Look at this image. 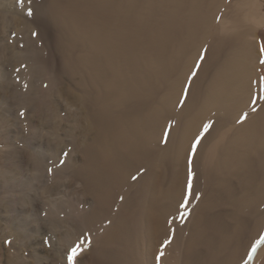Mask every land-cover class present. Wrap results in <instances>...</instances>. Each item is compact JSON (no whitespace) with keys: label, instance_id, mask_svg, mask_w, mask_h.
Here are the masks:
<instances>
[{"label":"bare ground","instance_id":"obj_1","mask_svg":"<svg viewBox=\"0 0 264 264\" xmlns=\"http://www.w3.org/2000/svg\"><path fill=\"white\" fill-rule=\"evenodd\" d=\"M224 3L0 0V239L12 251L7 264H28L25 252L43 264L29 248L42 194L50 199L52 238L68 250L92 243L95 264H264V245L257 247L264 240V0H240L230 37L218 38L215 17ZM64 77L77 81L90 132L72 172L57 148L51 162L32 152L38 130L23 115L38 110L57 128L54 88ZM12 113L19 144L9 132ZM228 124L230 135L222 131ZM198 136L189 215L181 219ZM26 154L33 179L25 175ZM67 169L94 198L90 208L56 201L54 185L35 189L47 171L60 179ZM66 227L72 230L61 232ZM59 257L68 264L67 253Z\"/></svg>","mask_w":264,"mask_h":264},{"label":"rangeland","instance_id":"obj_2","mask_svg":"<svg viewBox=\"0 0 264 264\" xmlns=\"http://www.w3.org/2000/svg\"><path fill=\"white\" fill-rule=\"evenodd\" d=\"M223 3H224V4H222L223 6L221 5V7L219 8V11L215 17V27L217 30L216 35H218L217 36L218 38H220V36H221V38H223V37L229 38L230 37V30H229L230 29V16L232 15L231 13H233L232 11L235 10L236 7H239L240 0H223ZM223 29L226 30V32ZM254 41L257 43L258 39L255 38ZM74 80L75 79H72L70 77H66V78L64 77V79L54 88V92L56 91L55 92L56 96L54 97L53 100H55V102L58 104V108H59L58 109V112H59L58 118L59 119H57V122H58L57 128L53 129L51 126H49L48 123L46 122V120L42 117V115L40 114V112L38 110L27 111V112H24V114H23V115L29 114L30 118L33 119V125L38 130V132L33 137V144H34L33 148L34 149L32 150V152L34 153V151L35 152H42L43 151L42 153L45 154V156L47 154L46 159H48V161L51 162L52 160H51L50 149L51 148H54V149L57 148L58 150L57 149L56 150L59 152L60 162L65 159V154H67L66 159H68L69 162L70 161L71 162H70V164H68V166H65V167H69V168L71 167V170H70L71 172H72V170L76 169L77 167H79L82 164L83 154H82L81 150H83V148L81 146L86 145V143L89 141V136L88 137L86 136L87 133L90 135V132L88 131L89 127H88V121L86 119V112H85L84 108L81 106L80 101H79V97H81V94L78 91V89H76L77 88V81L76 80L74 81ZM13 115L14 114L12 113L11 116L9 117V132L11 133V138L13 139L12 143L19 144L18 138L20 135L21 128H20V124L16 123L15 119L13 118L15 115L14 116ZM20 115H22V114H20ZM20 118H21V116H20ZM250 118H251L250 116L244 118L243 121L241 123H238L236 126L246 122ZM227 127L230 128V125L229 124L225 125V128L223 127L222 131L224 130L225 133H226V131L228 132L229 128L226 129ZM92 133H91V135H92ZM229 135H230V129H229ZM85 136L88 139H86ZM82 138H84V139L82 140ZM73 139L74 140L77 139L76 140L77 142L74 141ZM81 140L84 141L85 144L81 143L82 142ZM216 140H217V138L214 139L213 141H211V143L216 142ZM63 143H64V145H66L65 147H64ZM73 146L74 147L78 146V147L74 148ZM74 150H75V152H74ZM78 150H80V151H78ZM49 156H50V158H48ZM29 159L30 158L27 157V154H26L24 157L25 175L30 177V178L32 177V179H33V176L36 177L35 176L36 172H33L34 169H33V166L31 165L32 162ZM68 169L66 170V172L69 174V176L67 173H65L64 175H62L60 177V179H58L55 176L56 175L55 171H54V174H53L52 170L47 171V175L44 174L43 176H40L39 180H37V183H35V187H36L35 189H39L41 187L40 190H42V189H45V187L47 188L49 186L54 185V190H56V191H55V196H53V197H54V199H56V201H59L60 199H62L61 201H68V200L69 201L73 200L74 202L78 201V202H81L83 204L85 203L84 205L87 208H90L94 202V198L91 196H87V195H85V193H83L84 192L83 185H81V183L79 181L74 180V178L71 176V173L69 172ZM50 172H52V173H50ZM54 178H56L59 181L56 182ZM37 186H38V188H37ZM82 190H83V192H82ZM81 193H82V195H81ZM31 194L36 195V192L32 191ZM83 194L85 195V197H81V196H83ZM42 195H41L42 199L40 198V196H38L39 199L37 198L38 202L34 208L36 216L38 215L37 218H38V221L40 224L39 229H38L39 231L36 233L35 237L31 241L29 248H33V249L36 248L37 249V252L43 258V264H58V263L60 264L61 260H60L59 255L63 252L65 253V255H66V253L69 255L72 248H70L68 250L66 247H64L62 242L52 238L51 234H53V232H51V230L48 228L47 217L45 214V209H46V206L49 204L50 199H47V197L45 195H43L44 197ZM45 197H46V199H44ZM79 197H81L83 199H81ZM64 198L65 199L68 198V200L67 199L65 200ZM74 198L75 199L78 198V200H75ZM54 199L51 198L52 201H54ZM48 200H49V202H48ZM1 214L4 215L1 208H0V227H3V229H4V228H6V225L4 224L5 222L2 221V218H1L2 215ZM63 229L61 230V232H63V231L67 232L69 230L70 231L72 230L70 227H68V228L66 227L64 230ZM79 243L77 242V245ZM9 246L10 245H9L8 241H6L3 238L0 239V264H7L9 261V257H12V253H11L12 251L9 250V248H10ZM18 246H19V244H18ZM92 250H93V244L92 243H86L83 246V248L81 249V253L77 256L75 263H77V264H95V263H92V262H95L94 261L95 259H93L94 255L92 253ZM28 253L29 252H25V254H24L25 260L27 261L28 264H33V261L30 257V254L28 256Z\"/></svg>","mask_w":264,"mask_h":264},{"label":"snow or ice","instance_id":"obj_3","mask_svg":"<svg viewBox=\"0 0 264 264\" xmlns=\"http://www.w3.org/2000/svg\"><path fill=\"white\" fill-rule=\"evenodd\" d=\"M26 2H30V0H18V3L21 6L24 5ZM27 15L28 16H32L33 15V12H32V10L30 8H29V10L27 12ZM261 51H262V54H264V47H262ZM202 58H203V54H202ZM262 62H264V61H262ZM199 63L200 62L198 61L197 67H199ZM185 99H186V97H185ZM211 127H212L211 124L204 125L203 132L206 134ZM202 138H203L202 136H198L196 138V140L193 143V152L190 153V156H189V173H188V186H187L188 190H187V193H186L185 203L181 206L182 209H184L183 216L181 217V219H183L184 217H187L189 215V212L187 211L188 199L191 198V196H192V186H193V184H192V182H193V172H192L191 165H192L193 157L195 155V150L199 147V144H200ZM66 155L67 154H65V156ZM61 163H64V161H61ZM84 243H87V241H85ZM168 243H170V241L166 240L165 241V246ZM260 245H264V240L259 241L258 244H257V247H259ZM82 248H83V244H78L77 246H75V247H73L71 249L70 254L68 255V264H75L76 258L81 253V249ZM252 251L254 253L256 251V248H253ZM249 259H251V257H249Z\"/></svg>","mask_w":264,"mask_h":264}]
</instances>
